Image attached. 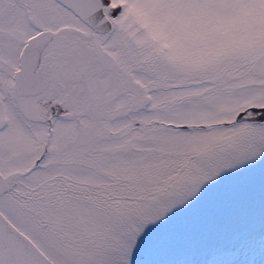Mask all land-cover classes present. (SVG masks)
I'll use <instances>...</instances> for the list:
<instances>
[{"label": "snow or ice", "instance_id": "1", "mask_svg": "<svg viewBox=\"0 0 264 264\" xmlns=\"http://www.w3.org/2000/svg\"><path fill=\"white\" fill-rule=\"evenodd\" d=\"M0 264H264V0H0Z\"/></svg>", "mask_w": 264, "mask_h": 264}]
</instances>
